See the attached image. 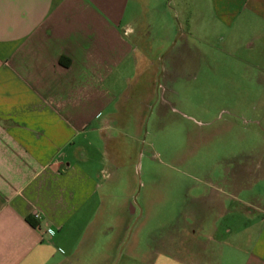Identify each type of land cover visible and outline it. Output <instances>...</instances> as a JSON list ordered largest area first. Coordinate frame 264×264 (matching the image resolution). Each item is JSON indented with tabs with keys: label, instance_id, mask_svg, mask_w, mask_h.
<instances>
[{
	"label": "crops",
	"instance_id": "1",
	"mask_svg": "<svg viewBox=\"0 0 264 264\" xmlns=\"http://www.w3.org/2000/svg\"><path fill=\"white\" fill-rule=\"evenodd\" d=\"M130 1L0 0V264L91 260L112 112L138 68ZM194 2L187 37L223 43L246 64L264 51V0ZM224 201L191 210L146 264H264L261 199Z\"/></svg>",
	"mask_w": 264,
	"mask_h": 264
},
{
	"label": "rangeland",
	"instance_id": "2",
	"mask_svg": "<svg viewBox=\"0 0 264 264\" xmlns=\"http://www.w3.org/2000/svg\"><path fill=\"white\" fill-rule=\"evenodd\" d=\"M194 5L130 1L138 68L112 112L118 130L86 264H146L158 238L219 200L234 209L259 197L264 206V51L246 64L223 43L187 37Z\"/></svg>",
	"mask_w": 264,
	"mask_h": 264
},
{
	"label": "water",
	"instance_id": "3",
	"mask_svg": "<svg viewBox=\"0 0 264 264\" xmlns=\"http://www.w3.org/2000/svg\"><path fill=\"white\" fill-rule=\"evenodd\" d=\"M158 88H159V84L157 85V89H156V93H157V91H158ZM137 171H138V169H137ZM136 198H134V200H135Z\"/></svg>",
	"mask_w": 264,
	"mask_h": 264
},
{
	"label": "built area",
	"instance_id": "4",
	"mask_svg": "<svg viewBox=\"0 0 264 264\" xmlns=\"http://www.w3.org/2000/svg\"><path fill=\"white\" fill-rule=\"evenodd\" d=\"M35 219H37V220H38V219H39V215H37V214H36V215H35Z\"/></svg>",
	"mask_w": 264,
	"mask_h": 264
}]
</instances>
